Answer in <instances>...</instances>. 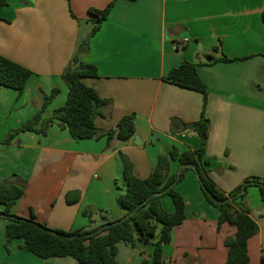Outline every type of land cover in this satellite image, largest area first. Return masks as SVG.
<instances>
[{"label":"crops","instance_id":"1","mask_svg":"<svg viewBox=\"0 0 264 264\" xmlns=\"http://www.w3.org/2000/svg\"><path fill=\"white\" fill-rule=\"evenodd\" d=\"M111 1L6 0L0 8V55L31 72L21 94L0 87V183L23 187L10 215L51 230L94 228L126 215L118 205L126 191L119 152L130 159L134 175L146 179L159 155L198 148L196 132L180 123L199 118L202 94L166 80L182 63L193 64L206 85L210 131L205 149L214 185L227 196L248 179L264 181V0H116L88 39V50L76 58L96 68V77L82 82L110 100L94 120L102 136L74 140L54 121L44 136L25 131L6 141L42 109L44 95L53 89L58 93L42 117L64 105L62 73L74 65L82 24L93 19L88 9H103ZM207 55L232 61L209 64ZM127 115H133L135 135L108 144L104 134ZM172 119L180 121L174 131ZM177 167L172 161L170 174ZM175 191L183 198L185 219L162 245V264H224V240L235 228L224 223L217 230L218 211L205 200L193 171L184 174ZM74 193L78 200L68 203ZM242 201L258 226L248 240L249 264H264V198L249 186ZM161 204L173 212L168 196ZM6 224L0 223L2 246ZM158 232L147 245L118 242V264H154ZM22 243L13 240L5 249L7 256L17 257L15 264H77L71 257H26Z\"/></svg>","mask_w":264,"mask_h":264},{"label":"trees","instance_id":"2","mask_svg":"<svg viewBox=\"0 0 264 264\" xmlns=\"http://www.w3.org/2000/svg\"><path fill=\"white\" fill-rule=\"evenodd\" d=\"M116 0H112L103 9H88V15L93 19L91 31L78 43L76 54L62 73V80L67 87V97L64 105L56 109L49 118H43L42 113L47 104L58 93L53 89L49 95H44L42 109L33 117L10 133L6 139L9 141L15 135L25 131H32L41 136L46 134L47 128L54 122L66 128L74 140L98 139L102 135L94 124L95 118L101 114L102 107L110 103L103 99L98 92L82 82V78L96 77V68L92 65L78 63L77 56L88 50V39L99 29L101 23L107 18ZM135 1V0H129ZM6 5V0H0V8ZM264 22V10L261 14ZM212 48V52L217 51ZM209 58V64L217 62H230L226 57ZM31 72L23 66L0 55V87L16 90L18 94L24 91ZM166 80L180 88L196 91L202 94V110L199 118L191 123H180L183 128H192L199 137V146L194 150L178 152L173 148L165 155H159L156 164L146 179H139L133 173L130 159L119 152L122 164V175L125 180V194L118 198V205L132 215L124 221L107 222L94 228H81L72 232L51 230L44 225L28 221L6 219V244L13 240H22L21 250L33 254L40 259L71 257L77 264H118L116 261L118 242L134 245L136 242L147 245L155 235L157 229L158 240L153 248V263L162 264V245L170 241L171 231L180 225L184 219V201L175 191V186L183 179L187 171H193L197 178L199 188L205 200L218 211L217 230L226 223L235 228V233L224 240L227 248V258L224 264H249L247 251L248 240L258 231L255 221L249 216V208L243 200L249 186L258 188L261 198H264V181L251 178L244 181L229 195L221 193L214 185L209 166L212 159L206 156V143L210 131V121L205 116L207 103V89L199 77L193 64L182 63L171 69ZM264 93V88L261 89ZM180 122L171 120L170 130ZM39 125V128H37ZM135 135L133 115L122 117L114 129L107 131L104 136L108 144L113 140L127 141ZM176 161L177 171L170 174V163ZM181 164L193 165V168L179 170ZM67 196L68 203L78 200ZM23 195V187L19 182L4 181L0 183V205L4 207L3 213L9 214L10 207ZM168 196L173 204V212H166L161 204V198ZM218 200V204L212 201ZM139 206V207H138ZM89 215V210L83 211ZM143 264H146L143 261Z\"/></svg>","mask_w":264,"mask_h":264},{"label":"rangeland","instance_id":"3","mask_svg":"<svg viewBox=\"0 0 264 264\" xmlns=\"http://www.w3.org/2000/svg\"><path fill=\"white\" fill-rule=\"evenodd\" d=\"M89 21H91V20H89ZM92 26H93V23L92 22L88 23L87 26H85V24H82L81 30H80L81 39H83V38H85L87 36V34L91 31ZM5 221L7 222L6 219L0 218V223L1 222H5ZM7 245L8 244H5V245L2 246L1 243H0V264H15L14 261H17L16 260L17 257H15V256H7V253H6V250H8ZM263 248H264V244H263ZM22 253L26 257H32L33 259H37V257H35L34 255H32L31 253H28V252H25V251H23ZM19 264H21V263H19ZM23 264H27V260H25L23 262Z\"/></svg>","mask_w":264,"mask_h":264},{"label":"water","instance_id":"4","mask_svg":"<svg viewBox=\"0 0 264 264\" xmlns=\"http://www.w3.org/2000/svg\"><path fill=\"white\" fill-rule=\"evenodd\" d=\"M184 168H193V165H188V164H181L180 167H179V170H182ZM212 201L216 204H218V200H216L215 198H212ZM139 207V206H138ZM133 212L131 213H128L126 214L122 219H120L118 222H121V221H124V220H127L131 215H132ZM0 218H3V219H13V220H17V221H28L27 219H23V218H19V217H16V216H13V215H10V214H6V213H3V212H0ZM109 226V224H105L103 225L101 228L104 229V228H107Z\"/></svg>","mask_w":264,"mask_h":264}]
</instances>
